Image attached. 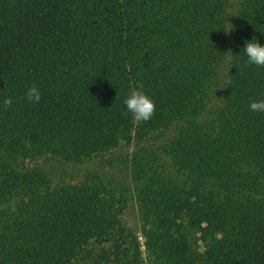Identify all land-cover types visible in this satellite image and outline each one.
Listing matches in <instances>:
<instances>
[{
    "label": "trees",
    "instance_id": "1",
    "mask_svg": "<svg viewBox=\"0 0 264 264\" xmlns=\"http://www.w3.org/2000/svg\"><path fill=\"white\" fill-rule=\"evenodd\" d=\"M252 37L264 0H0V264H264Z\"/></svg>",
    "mask_w": 264,
    "mask_h": 264
},
{
    "label": "clouds",
    "instance_id": "2",
    "mask_svg": "<svg viewBox=\"0 0 264 264\" xmlns=\"http://www.w3.org/2000/svg\"><path fill=\"white\" fill-rule=\"evenodd\" d=\"M229 25L230 26L228 29L224 30L225 33H228L233 29V26L230 23ZM243 50L247 57L248 64L264 67V45H261L255 37H252L251 40L245 42ZM226 53V61L230 62L231 51L229 50ZM142 89V83L133 86L130 88L124 100L125 106L132 114L133 121L137 124L150 120L156 111V105L154 101L149 95L145 94ZM25 95L26 98L32 103H38L41 99L40 91L35 85L28 87ZM11 104V98H5V107H9ZM248 107L252 112H264V99L253 100L249 103Z\"/></svg>",
    "mask_w": 264,
    "mask_h": 264
},
{
    "label": "rangeland",
    "instance_id": "3",
    "mask_svg": "<svg viewBox=\"0 0 264 264\" xmlns=\"http://www.w3.org/2000/svg\"><path fill=\"white\" fill-rule=\"evenodd\" d=\"M132 223H133V221L131 220V221L129 222L128 226L131 227Z\"/></svg>",
    "mask_w": 264,
    "mask_h": 264
}]
</instances>
